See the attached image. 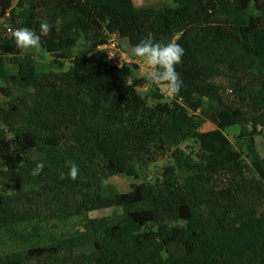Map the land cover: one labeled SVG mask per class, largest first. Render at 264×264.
<instances>
[{
	"label": "trees",
	"instance_id": "1",
	"mask_svg": "<svg viewBox=\"0 0 264 264\" xmlns=\"http://www.w3.org/2000/svg\"><path fill=\"white\" fill-rule=\"evenodd\" d=\"M44 21L55 25L46 36ZM0 22V234L25 243L50 220L132 209L0 255V264H264V212L256 216L264 158L255 145L264 129V0H170L157 8L133 0H0ZM22 27L59 66L80 39L87 45L66 70L42 73L14 44L12 32ZM111 34L133 47L146 39L178 43L180 93L166 99L155 90L148 102L139 92L144 80L133 75L139 65H111L98 48ZM17 79L26 89L14 90L9 82ZM196 118L214 128L200 131ZM236 126L250 163L226 134ZM186 140L199 146L197 160L180 150ZM162 153L174 164L154 181L103 195L104 175L137 179L136 165Z\"/></svg>",
	"mask_w": 264,
	"mask_h": 264
},
{
	"label": "rangeland",
	"instance_id": "2",
	"mask_svg": "<svg viewBox=\"0 0 264 264\" xmlns=\"http://www.w3.org/2000/svg\"><path fill=\"white\" fill-rule=\"evenodd\" d=\"M163 0H134V3L137 7H145V8H157L160 7ZM170 0H168L169 2ZM1 26V22H0ZM116 43L120 45V49L122 52H126L127 54H131L133 46L129 44L126 39H120L115 36ZM87 43L80 39L78 45L74 49V57L75 55L84 50ZM132 47V48H131ZM120 49H118L119 52ZM26 54H29L33 57L36 70L39 72H49V71H64L70 66L73 62V59L64 62L63 66H59L53 59L45 52L44 48L38 44L31 49L24 50ZM121 56L124 57L125 61L128 62H137L142 64L143 60L140 58H130L125 53H120ZM262 70L264 72V61L262 62ZM150 69H145V67L139 66V69L133 73L134 76H143L144 84L141 88H139V92L142 96H146L148 98V102L154 101L153 95L155 93V89H150L151 82L147 79V72ZM14 90L18 89H26V87L17 79L10 80L9 82ZM144 87V88H143ZM160 87V85H159ZM1 101H5L3 97H0ZM198 129L200 131H208L214 128V126L208 122L204 121L201 118H196ZM2 124L0 123V128ZM240 126L229 128L226 131V134L232 143L233 147L237 149L242 154V159L246 163H250L252 161L251 155H249L247 150L248 142L246 140L239 139V131ZM7 137H11L10 134ZM255 145L256 150L261 158H264V129L260 128L258 134L255 136ZM180 150L184 152V154L189 155L191 153L197 154L199 146L192 140L183 141L180 146ZM28 154L32 158H41L43 154L37 152L36 150H29ZM194 159L197 160V156H194ZM174 164V159L171 157V153H162L158 154L147 164V166L136 165V169L138 171V178L134 179L133 177H128L124 174H115V175H104L102 179V193L104 196H113L115 194L126 192L130 189L132 183H139L142 181H154L155 178L162 173V171ZM27 192L30 191V188H26ZM132 210L131 208L128 210L114 207L110 209H104L99 211H94L87 213L85 215L73 216L69 218H57L54 220H50L45 223L42 228V234L40 237L31 240L30 242H13L9 241L4 234H0V255L8 254L16 250L27 249L32 246L42 245L48 243L53 237H58L60 235L72 234L77 231H85L91 223H109L113 221H117L120 219L122 214L126 211ZM83 250L89 251L90 247H85Z\"/></svg>",
	"mask_w": 264,
	"mask_h": 264
},
{
	"label": "clouds",
	"instance_id": "3",
	"mask_svg": "<svg viewBox=\"0 0 264 264\" xmlns=\"http://www.w3.org/2000/svg\"><path fill=\"white\" fill-rule=\"evenodd\" d=\"M54 27L55 25L50 24L47 21L41 22L39 25L41 34L45 36L48 35ZM113 35L117 36L116 34ZM12 38L16 48L20 50L34 48L40 40V37L27 27L15 29L12 32ZM117 45L118 49H120V45ZM98 48L101 49L100 46ZM122 53L130 56L126 52ZM132 54L135 57L143 60L142 64L137 62L135 63H137L139 66L145 67V69H150V71L147 72V79L151 83L155 84V88H157L155 89L156 91L160 93L159 85L166 84L169 97L175 98L180 93L183 86V81L180 77V74L176 70V66H178L182 61L184 49L178 43L175 41L159 43L146 39L140 41L132 48ZM42 168L43 164L38 163L36 168L32 171V175H38ZM77 174V166L75 164H71L68 173L69 178L75 180L77 178Z\"/></svg>",
	"mask_w": 264,
	"mask_h": 264
},
{
	"label": "built area",
	"instance_id": "4",
	"mask_svg": "<svg viewBox=\"0 0 264 264\" xmlns=\"http://www.w3.org/2000/svg\"><path fill=\"white\" fill-rule=\"evenodd\" d=\"M10 31V29H7ZM101 49H104L107 54V60L110 64L120 66L123 62H125V59L123 56L120 55L118 51V45L115 40V35L111 34L109 38H107L106 42L100 46ZM160 93L164 95L165 98H170L167 92V85L166 84H160Z\"/></svg>",
	"mask_w": 264,
	"mask_h": 264
},
{
	"label": "crops",
	"instance_id": "5",
	"mask_svg": "<svg viewBox=\"0 0 264 264\" xmlns=\"http://www.w3.org/2000/svg\"><path fill=\"white\" fill-rule=\"evenodd\" d=\"M166 2H168V0H163L162 3H161V5H162L163 3H166ZM133 3H134V0H133ZM134 4H135V3H134ZM161 5H160V6H161ZM120 39H121V38H120ZM131 48H132V47H131ZM128 55H129V54H128ZM128 57H130V58H132V57H133V58H137V57H135V56L132 54V52H131L130 56H128ZM138 78H143V76H141V77L138 76ZM144 83H145V82H144ZM150 86H151L150 89H153V90L155 89L153 83H151ZM143 88H144V87H143Z\"/></svg>",
	"mask_w": 264,
	"mask_h": 264
},
{
	"label": "water",
	"instance_id": "6",
	"mask_svg": "<svg viewBox=\"0 0 264 264\" xmlns=\"http://www.w3.org/2000/svg\"><path fill=\"white\" fill-rule=\"evenodd\" d=\"M262 212H264V206H259L257 208L256 216L259 217Z\"/></svg>",
	"mask_w": 264,
	"mask_h": 264
}]
</instances>
